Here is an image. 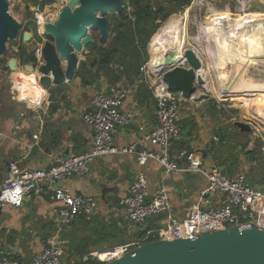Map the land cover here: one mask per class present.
Segmentation results:
<instances>
[{
	"label": "crops",
	"instance_id": "1",
	"mask_svg": "<svg viewBox=\"0 0 264 264\" xmlns=\"http://www.w3.org/2000/svg\"><path fill=\"white\" fill-rule=\"evenodd\" d=\"M45 17L42 14L40 23ZM93 35L96 39L99 36L98 33ZM153 39L152 42L155 41ZM198 50L203 54L206 46L202 45ZM260 51L264 52V45H261ZM88 57L85 56L86 65L77 70L72 81L52 86L47 93L37 91V98H29L24 92L23 82L26 78L23 69L11 71L9 83L0 77V185L7 179L13 162L17 161L22 169L45 168L55 158H67L90 150L94 130L82 119L81 113L92 109L96 93L107 94L114 86H123L128 90L122 110L132 115L129 123L117 128L114 146L121 148L136 143L139 149H159L156 143L145 138L157 124L156 103L149 76L141 71L119 74L122 66L118 63L98 75L89 66ZM228 59L226 65L229 63L235 68L234 61L240 57L234 54L233 58ZM155 61L152 59L153 66ZM204 61L203 73L207 83L191 99L183 98L180 124L184 139L175 144L174 150L199 149L204 152L208 164L217 166L229 176L244 173L250 185L264 189V146H257L254 129L252 132H244L234 125L233 115H237L233 112L235 108L227 103L229 101L222 99L223 92L217 72L212 68L213 62L206 58ZM4 69V74L10 71L8 62ZM98 84L100 91L97 89ZM245 114L247 119L243 120L253 122L246 112ZM39 133L41 134L37 140L34 135ZM215 137L220 140L216 141ZM139 168L137 161L127 155L109 154L94 159L86 174L73 175L63 182V185L70 187L75 193L93 196L98 202L95 214L80 216L65 228L63 235L69 243L63 264L79 260L81 255L78 249L85 244L83 240L86 238L91 239L88 242L90 252L103 250L112 247L114 242L117 245L126 243L139 237L145 229L157 228L166 223V218L152 224L149 219L146 225L135 227L126 218L120 201L128 194V188ZM143 170L148 179L150 194L155 193L162 185L168 188L173 213L178 218H184L192 204L200 199L201 190L207 182L200 174L178 171L167 173L162 165L153 160L143 166ZM221 200V196H209L204 199L203 205L215 206ZM56 207L57 204L50 196L26 198L20 207L2 206L0 244L12 257L22 260L24 264H31L42 248V241L56 228ZM99 220L108 226H116L118 237L100 241L95 233Z\"/></svg>",
	"mask_w": 264,
	"mask_h": 264
},
{
	"label": "built area",
	"instance_id": "2",
	"mask_svg": "<svg viewBox=\"0 0 264 264\" xmlns=\"http://www.w3.org/2000/svg\"><path fill=\"white\" fill-rule=\"evenodd\" d=\"M42 14L44 13H36L37 31L40 30ZM55 17V14L46 16L43 25ZM162 22L158 21L159 24ZM149 44L151 46L152 42ZM43 45L44 41L40 40L34 47L36 65L43 63ZM140 71L149 76L156 103L157 124L145 138L156 143L159 146L158 150L139 149L136 143L121 148L114 146L117 128L132 120V115L122 110L128 97V90L123 86H114L109 94L96 93L92 109L81 113L82 119L94 130L93 146L90 150L67 158H55L45 168L22 169L17 161L11 163L7 179L0 185L1 206L20 207L26 198L34 196H50L57 204L56 228L42 241V248L36 253L31 264L64 263L69 243L63 235L65 228L80 216L95 214L98 202L93 196L75 193L70 187L63 185V182L73 175L86 174L94 159L109 154L127 155L140 166L128 188V194L120 201L129 224L135 227L144 226L157 214H163L166 223L157 228H147L139 237L126 243L103 250H93L83 256L84 261L93 258L103 264L121 258L140 245L156 240L194 238L205 231L226 229L231 226L246 227L250 223L264 227V189L250 185L244 173L229 176L217 166L208 164L207 157L199 149L181 148L175 151V144L184 139L180 124L183 97L169 90L164 82L162 70L151 67V59L141 65ZM13 82L16 85L14 79ZM229 96L232 95L223 93L222 99L227 100ZM233 118L241 119L238 115H233ZM254 123L253 120V127ZM40 134L34 135V138L38 140ZM214 139L220 140L218 137ZM150 160L162 165L167 173L174 171L194 173L206 178L207 182L201 190L200 199L192 204L184 218L174 215L170 191L166 186L162 185L155 193L150 194L148 179L143 170V166ZM209 196H221L222 200L215 206L205 207L203 201ZM105 250L108 252H103ZM0 264L24 263L12 257L0 244Z\"/></svg>",
	"mask_w": 264,
	"mask_h": 264
},
{
	"label": "water",
	"instance_id": "3",
	"mask_svg": "<svg viewBox=\"0 0 264 264\" xmlns=\"http://www.w3.org/2000/svg\"><path fill=\"white\" fill-rule=\"evenodd\" d=\"M127 1L69 0L42 31H37V35L29 30L22 31V23L9 11L10 1L0 0V58L7 54L10 40L20 36L24 43L38 42L39 38L43 40V63H28L22 69L36 75L39 85L48 92L52 86L74 79L77 70L87 63L85 56L90 45L96 41L103 46L108 43L113 27L109 15L121 14ZM234 3L241 6L240 0H234ZM247 3L249 12H264L263 1L248 0ZM247 7L244 6L242 11ZM94 33H98L97 39ZM186 43L183 54L175 59L174 64L164 67L162 74L172 93L181 94L189 100L206 85L207 80L203 73L204 55L198 50L199 44L194 40ZM174 53L168 55V60ZM8 68L15 72L21 69L20 62L10 59ZM97 89L100 91V84ZM223 93L232 95L229 88H224ZM233 123L244 132L253 130L251 121L237 119ZM161 219L164 215L157 214L150 218V222L152 224ZM103 264H264V227L250 223L246 227L231 226L205 231L194 238L156 240Z\"/></svg>",
	"mask_w": 264,
	"mask_h": 264
},
{
	"label": "bare ground",
	"instance_id": "4",
	"mask_svg": "<svg viewBox=\"0 0 264 264\" xmlns=\"http://www.w3.org/2000/svg\"><path fill=\"white\" fill-rule=\"evenodd\" d=\"M240 2H241L240 4L242 5L241 7L246 6L247 4L246 0H240ZM229 10L230 9L228 7L225 10L228 17H223L222 15L218 16L217 23L216 22L213 23L212 26H206L200 24L199 36L198 37L196 36L197 38H195L194 41H197V43L199 44L198 49L199 48L201 49L202 45L206 46V50L205 53H203V55L204 58H206L209 62H213L212 64H214L213 65L214 67L212 68H215L217 72L218 75L217 77L219 78V82L222 89L221 92H223L224 88H229L232 95L237 93H242V94L244 93L245 94L244 96H247L250 98V100H252L251 103L252 106L256 107L255 110L253 109L254 111H251L252 110L251 108H250L251 110L248 111L247 110L249 108V104H248L246 108V113L248 115L249 113L251 114L253 113L252 115L255 114L258 117L261 116L260 118H262L261 120H263L264 119V82L261 83L253 80L250 81L249 79H247V74L251 67L260 65V62L264 63V52L262 53L260 51L261 45L262 46L264 45V12H260V11L249 12L247 10L242 11L241 9L240 13H238L239 18H237L240 25L238 28V36H236L237 38L233 40V42H229L228 46L220 53L219 51H217L216 48L219 37L223 36L227 32L228 28H231L229 27L230 24ZM215 12L218 13L217 10H215ZM45 19L46 18H43L42 19L43 21L40 23L41 24L40 31L43 30L44 27L43 24ZM183 22L184 21L182 18L178 16H174L172 19L168 21L167 24L163 25V27L160 28L157 34V36L160 39H155L154 41L155 43L153 44L152 42L151 44V46L152 45L155 46V48L153 46L152 47L153 49H155V54H156L155 55L156 63H154V66L152 65V59H154V56L152 57L151 54L152 68L158 67L160 68V70H163L164 67L171 66L172 64H174L176 62L175 59L178 58L179 55L183 54L184 52L183 45L188 44L186 43L188 34H185L186 33L185 25L183 26L182 24ZM182 26L184 28V31L183 30L181 31ZM236 46L237 47L239 46L240 48L239 47L237 48ZM172 52H175L174 55L176 57H173L174 55L171 54V57L169 58L171 60H168L167 57ZM234 54L239 56L240 59L234 61L235 62L234 65L236 64L235 68L229 69L226 67L227 66L226 62L228 58H233ZM22 71L26 78L23 84H24V92L27 97L29 98L38 97L37 89L35 88L36 85L39 87L41 92L47 93L39 85L38 81L35 79L36 75H34L31 72H25L24 70ZM27 77L30 78L28 79ZM13 79L16 82L14 76ZM252 87H255V89H251ZM254 96L256 97V101H253L254 98H251ZM246 100L248 101V98H246ZM256 110L257 112H255ZM103 252H108V251L105 250Z\"/></svg>",
	"mask_w": 264,
	"mask_h": 264
},
{
	"label": "trees",
	"instance_id": "5",
	"mask_svg": "<svg viewBox=\"0 0 264 264\" xmlns=\"http://www.w3.org/2000/svg\"><path fill=\"white\" fill-rule=\"evenodd\" d=\"M54 1L43 0L40 4L41 6L45 4L52 5ZM192 1L166 0L164 2L163 0H128L121 14L114 13L109 15L113 24L110 41L105 46L95 43L88 47V50H90L87 53V56L90 57H88L89 66L95 69L98 75L111 69L115 63L122 66L119 74L123 75L127 71L139 72L141 65L149 60V43L152 35L160 26L158 21L167 20L172 13L191 5ZM49 14H51V11H47L43 15L47 16ZM34 26L37 34L36 22ZM38 40L40 41L41 39L39 38ZM22 43L18 49L21 62L23 64L34 63L36 61L34 53L30 52ZM115 77L117 76L115 75ZM97 224L95 233L100 237V241L108 237L111 239L118 237V229L116 226H108L100 222V220ZM90 240L89 238L84 239L85 244L78 249L81 257L77 261V264H101V262L93 258L87 261L83 260V256L90 252L88 249V242ZM122 242L123 240H121ZM115 245L117 244L114 242L111 246Z\"/></svg>",
	"mask_w": 264,
	"mask_h": 264
},
{
	"label": "rangeland",
	"instance_id": "6",
	"mask_svg": "<svg viewBox=\"0 0 264 264\" xmlns=\"http://www.w3.org/2000/svg\"><path fill=\"white\" fill-rule=\"evenodd\" d=\"M10 1V7H9V11L11 13L12 16H14L20 23H22L23 25V29L22 31H32L35 32V20H36V13L37 12H47V11H51V15L55 14L57 16V14L59 13V11L61 10L62 6L64 5L65 2H68L69 0H55L54 4L49 5V4H45L43 6H41V2L43 0H9ZM164 2H166V0H163ZM248 2V0H246ZM264 2V0H261ZM242 6V5H241ZM241 6H238L234 3V0H193L191 5L189 6H185L182 9L177 10V12L172 13L167 20L163 21L159 28L157 29V31L153 34L155 36V39L158 31L160 28L163 27V25L167 24L168 21L170 19H172L174 16H178L180 18L183 19V26L185 25V31L186 34L188 33L187 36V41L190 42L192 39H194L196 36H199V25L203 24L206 26H212L213 23H217L218 21V16L222 15L223 17H228L227 13L225 12L226 8L228 7L229 10V27L227 32L223 35L219 37V40L217 42L216 48L217 51H219L221 53V51H223L229 44V42H233V40H235L238 36V28H239V21L237 18L238 17V13H240L241 9H243V7L241 8ZM248 6V3L246 4L245 7ZM172 8V7H170ZM215 10L218 11V13L215 12ZM248 11V7L245 9ZM49 16V15H48ZM243 23V22H242ZM37 25V24H36ZM243 25V24H241ZM183 26L181 27V31H184ZM247 27V24H246ZM38 28V26H37ZM152 35V37H154ZM151 37V39H152ZM150 39V40H151ZM154 39V40H155ZM153 40V41H154ZM22 37L20 36L19 39H15V40H10L8 42V51L7 54L2 56L0 58V77H3L8 83H9V76H11V71H8L7 74H4V66L6 65L7 62H9L10 59H16L18 62H20V67L21 69L24 67L25 64H23L21 62L20 59V55L18 53V49L22 43ZM39 41V40H38ZM110 41V40H109ZM108 41V42H109ZM152 42V41H150ZM155 42H153L154 44ZM23 46H25L30 52H33L34 47L37 44V41H33L31 43H22ZM154 48L155 46L152 45ZM150 46L149 44V60L151 59V54L152 57L154 56V60H155V49H153V47ZM151 47V48H150ZM223 47V48H222ZM237 47V46H236ZM239 47V46H238ZM237 47V48H238ZM151 51V52H150ZM229 60V59H228ZM4 65H3V64ZM230 68H233V65L227 63ZM227 66V67H228ZM247 79H249L250 81H256V82H264V64L263 62H260V65L257 66H253V68L251 67L249 69V72L247 74ZM219 82V81H218ZM220 84V82H219ZM35 88L37 89L38 92L41 93V90L39 89V87L36 85ZM251 89H255V87H252ZM17 92L19 93V90H17ZM248 98V101L245 98ZM254 98L253 101H256V97H251ZM226 100V99H225ZM227 102L229 105H231L232 108H235V110L233 111L234 113H237V115L239 117H241V120H243V118H245L246 114V108L247 105L249 104V108L247 109L248 111H254L256 109V107L252 106V100H250L249 97L247 96H243L242 94H233L231 97L229 96L227 99ZM251 104V106H250ZM246 105V106H245ZM251 108V109H250ZM254 109V110H253ZM247 111V112H248ZM257 112V110L255 111ZM253 114V113H252ZM251 113H249L248 118L254 120V127H253V133H255L257 135V141H258V146L263 147L264 146V120H261L262 118H259L257 115H252ZM247 119V118H245ZM257 121V122H256ZM72 264H77V261Z\"/></svg>",
	"mask_w": 264,
	"mask_h": 264
}]
</instances>
